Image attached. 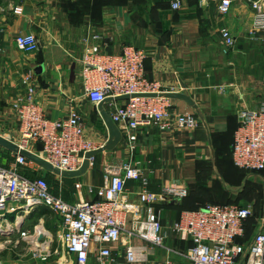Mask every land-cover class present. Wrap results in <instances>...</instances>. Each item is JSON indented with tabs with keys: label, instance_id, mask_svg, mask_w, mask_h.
<instances>
[{
	"label": "crops",
	"instance_id": "crops-1",
	"mask_svg": "<svg viewBox=\"0 0 264 264\" xmlns=\"http://www.w3.org/2000/svg\"><path fill=\"white\" fill-rule=\"evenodd\" d=\"M175 1L3 0L0 133L7 139L19 140L13 103L25 90L27 73L33 71L36 99L48 118L63 119L77 111L86 125V139L104 146L109 139L108 128L98 106L84 93L80 58L85 40L100 36L101 40L91 43L113 54L134 45L147 53L146 77L161 83L166 90L185 88L184 93L192 97L204 116L202 121L186 102L172 100L175 114L193 113L201 120V126L194 131L175 129L170 133L142 130L132 162H140L139 167L149 180L148 189L159 193L166 184L177 183L189 189L192 197L187 200H195L196 205L211 200V204L241 206L242 197L238 195L243 189L235 185L248 184L249 177L262 178V174L246 173L235 165L233 135L241 112L264 104V35L255 39L251 36L252 0H233L227 16L219 14L218 0H179V10L172 7ZM221 29H228L235 39V47L228 54L224 53ZM28 34L38 40L36 53H24L15 45L17 37ZM120 102L107 103L104 108L111 115ZM41 148L37 144L34 152L39 154ZM130 155L122 140L113 151L97 155L94 166L81 177L63 178L34 163L22 173L30 179L45 176L51 193L66 202L96 201L95 193L105 184L106 170L120 168ZM15 156L0 147L3 167H9ZM52 182L57 186L56 192ZM68 184L74 187L73 194L68 198L59 195V188H65L62 193L66 195L70 193ZM91 187L94 193L89 192ZM127 189L130 200L137 202L141 183L129 181ZM262 194L264 197L263 180ZM157 208L167 234L165 246L148 245L146 259L136 264H188L186 255L192 244L177 237L172 225L183 211H193L195 207L183 209V203L171 201ZM19 213L23 216V231L31 232L36 224L53 234L46 227L55 216L48 208ZM16 216L11 214L8 218L14 223ZM54 231L58 234L60 227H54ZM133 242L140 244L139 240ZM126 244L127 239L123 238L111 246L114 264H130L126 260Z\"/></svg>",
	"mask_w": 264,
	"mask_h": 264
},
{
	"label": "built area",
	"instance_id": "built-area-1",
	"mask_svg": "<svg viewBox=\"0 0 264 264\" xmlns=\"http://www.w3.org/2000/svg\"><path fill=\"white\" fill-rule=\"evenodd\" d=\"M2 3L0 0V5ZM250 5L253 10L251 36L255 39L264 35V0H252ZM172 7L179 10L180 1L176 0ZM232 7L233 0H218L220 15H229ZM220 36L224 53L228 54L235 47V39L228 29H221ZM91 40L99 41L101 37L85 40L80 58L84 93L97 106L109 98L131 97L117 104L111 113L127 144L130 159L120 168L106 170L105 184L95 193L98 200L69 203L51 193L45 176L30 179L23 174V169H28L32 162L16 155L9 167L0 164V223L6 224L9 229L6 233L16 231L21 234L20 240L31 239L34 258L47 262L52 256L54 235L40 226L35 227L33 235L23 231V216L19 213L23 210L26 214L44 206L61 219L58 242L72 264H114L116 259L111 246L123 238L127 239L126 260L136 264L146 259L148 245L165 246L167 234L157 207L171 201L180 203L189 196V189L177 183L166 184L159 193L148 189L149 180L139 167L140 162H132L140 133L146 128L160 133L175 129L194 131L202 123L193 113L175 114L172 99L144 96L185 92L182 87L166 90L161 83L146 77L148 57L145 50L128 45L118 54L107 53ZM15 45L27 54L39 50L34 34L17 37ZM0 53H3L1 44ZM24 84V92L13 103L19 124L16 144L23 150L33 147V152L40 144V153L35 154L61 171H78L85 155L103 146L86 139V125L79 112L72 111L63 119L48 118L36 99L33 71L27 73ZM232 156L238 168L262 174L264 190V104L259 109L241 112ZM94 164L95 158H91L90 168ZM129 181L141 183L137 202L129 198ZM94 190L91 188V193ZM11 214H17L14 223L8 218ZM253 216L250 206L207 204L197 210L183 211L173 223L172 232L192 244L186 255L188 264H264V213L251 242L248 245L239 243ZM134 240H139L140 244H134Z\"/></svg>",
	"mask_w": 264,
	"mask_h": 264
},
{
	"label": "rangeland",
	"instance_id": "rangeland-1",
	"mask_svg": "<svg viewBox=\"0 0 264 264\" xmlns=\"http://www.w3.org/2000/svg\"><path fill=\"white\" fill-rule=\"evenodd\" d=\"M248 181V184L242 183L239 185H235V187L238 189H243L242 194L238 195L239 197H242L240 204L246 207H252L255 217H258L259 215V218H257L258 221V219L260 220L262 218L264 210L262 178L257 176H251L249 177ZM52 186L55 189L54 191L56 192L57 186L54 184V182H52ZM68 188L69 189L67 191L70 192L68 195H66V193H62L65 188L63 190L59 188V191L57 192L59 195L68 198L67 196L73 194L74 187L71 186V184H68ZM91 188H89L90 193ZM210 202L211 200L204 203L206 204ZM60 220L61 219L55 215L53 222L48 221L46 223V227L48 229H52V233L53 235H55V242L52 244L51 248L52 256L48 259L47 262L43 263L34 258L33 251L35 247L31 239L23 241L20 240L21 234L17 233L16 231L13 232L10 230L6 233V230H3L4 232L0 233V264H72L70 259L63 254L60 244L58 242V234L56 233V231H54V227H60ZM35 226L36 224L31 229L32 235L35 234ZM17 241H20L19 244H16Z\"/></svg>",
	"mask_w": 264,
	"mask_h": 264
},
{
	"label": "water",
	"instance_id": "water-1",
	"mask_svg": "<svg viewBox=\"0 0 264 264\" xmlns=\"http://www.w3.org/2000/svg\"><path fill=\"white\" fill-rule=\"evenodd\" d=\"M146 97H153V98H168L172 100H180L186 102L193 110L196 111L198 117L204 121V116L199 109V106L197 103L192 99V97L186 93H160V94H150V95H144ZM130 96H123L116 99L109 98L106 101L100 103L98 105V109L101 113V116L103 117V120L108 128L109 131V139L107 143L100 149L96 151L89 152L84 157V163L82 167L78 171H61L59 168L54 167L51 163L46 161L41 156L35 154L33 152V147H30L28 150L21 149L15 142V139H7L2 133H0V147L6 149L7 151L15 154V155H21L25 157L28 161L38 165L41 167L44 171L57 175L63 178H76L81 177L85 175L89 168H90V159L95 158L97 155L107 152V151H113L121 142L123 139L122 133L119 130L118 126L113 122L111 115L107 113L104 106L107 103H112L114 101H123V100H129Z\"/></svg>",
	"mask_w": 264,
	"mask_h": 264
},
{
	"label": "trees",
	"instance_id": "trees-1",
	"mask_svg": "<svg viewBox=\"0 0 264 264\" xmlns=\"http://www.w3.org/2000/svg\"><path fill=\"white\" fill-rule=\"evenodd\" d=\"M239 127V126H238ZM237 127V128H238ZM237 130V129H236ZM234 134H235V131H234ZM233 142H234V135H233ZM232 158H233V156H232ZM244 171V170H243ZM246 173H250V172H247V171H245ZM251 174H253V173H251ZM48 182V181H47ZM192 194H191V192L189 191V196H191ZM188 196V197H189ZM187 197V198H188ZM192 197V196H191ZM194 197V196H193ZM187 198L186 199H184L183 201H181V205H182V203H183V209H189V208H191V206H192V209H193V206L195 207L193 210H197V209H199L200 207H203V206H205V205H207V204H211V203H214V202H210V203H198V205H196V201L195 200H193V201H188L187 200ZM264 198V197H263ZM216 203V202H215ZM229 204V203H228ZM263 204H264V199H263ZM226 205V204H225ZM241 206H243V205H241ZM243 207H245V206H243ZM263 213H264V210H263ZM261 216V215H260ZM262 216H263V214H262ZM257 218H259V215H258V217H255V215L251 218V219H249V221L247 222V225H246V235H245V237L243 238V239H240L239 240V243H241V244H244V245H248L250 242H251V240L254 238V236L257 234V232H258V226H259V219H258V221H257Z\"/></svg>",
	"mask_w": 264,
	"mask_h": 264
},
{
	"label": "bare ground",
	"instance_id": "bare-ground-1",
	"mask_svg": "<svg viewBox=\"0 0 264 264\" xmlns=\"http://www.w3.org/2000/svg\"><path fill=\"white\" fill-rule=\"evenodd\" d=\"M9 230L7 227H6V224L4 223H0V231L4 232L3 230ZM43 230H41V234H43Z\"/></svg>",
	"mask_w": 264,
	"mask_h": 264
}]
</instances>
